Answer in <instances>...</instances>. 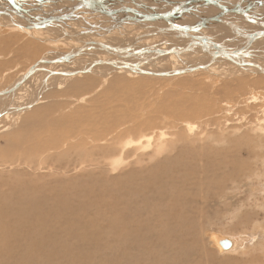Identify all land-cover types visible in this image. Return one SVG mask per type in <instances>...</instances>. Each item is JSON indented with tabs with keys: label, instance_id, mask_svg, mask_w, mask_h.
<instances>
[{
	"label": "bare ground",
	"instance_id": "6f19581e",
	"mask_svg": "<svg viewBox=\"0 0 264 264\" xmlns=\"http://www.w3.org/2000/svg\"><path fill=\"white\" fill-rule=\"evenodd\" d=\"M4 1L5 0H0V24L5 25V22H9L8 20L9 18L10 20L13 19L12 18L13 15L11 16V13H9V11H11L13 8L11 10H7V9L10 6H14L16 7V10H17L15 11L20 16V17L18 16V18H20L22 23L20 21H18L20 23L12 22L11 23L13 27L12 29L20 30L24 33H27L28 35L32 36L35 39H39V37H45V36L61 37V34L60 33L57 34L58 30L53 31L50 28H49L50 30H46V32L31 31V30L25 31L19 28V26H21L22 24L23 25L28 24L29 21H27V18L31 19V17L32 18L38 17L37 15H42V16L44 15L47 17V14L50 15V17L61 16V15L64 16V15L69 14L72 11V7L76 3L75 1H71V2L68 1V2L59 3L57 5L55 4L54 6H52L53 5L51 4L52 2L50 3V1L48 2L47 0H19V1L18 0H14V1L6 0L7 3H5ZM53 1H56V0H53ZM124 1L125 0L123 1L122 0H108L107 3L110 8L115 7L117 9V8L123 7L122 2ZM128 1L132 3L130 0ZM140 1L143 2L145 5L149 6V3L151 0H140ZM173 1L175 2L174 5L176 6H179V4H181V5H187L188 8L191 7L192 9L195 10V11L193 10L194 11L193 14H197V13L201 14L200 13L201 10L203 11L207 9L204 12L205 15L204 16L202 15L203 17H206V18L209 16L216 15L218 13V8H223L227 11L232 12L233 7L235 8L237 7L246 8L247 7L248 13L247 12L245 13L247 14L246 17L245 15L238 16L237 14H233L234 16H229V14L224 16V18H228L230 19V21H233V19H237V18L244 19V20L237 19L238 22H235L233 24L231 23V25L236 26V28L238 27L239 29H242L240 27L242 25L244 28H246V30L248 29V26H246L248 23L253 25V22H255L256 24L258 20L257 16L254 18L255 20H253V17H252L253 14L256 15L258 12H260V10L264 9V6H263L264 0H257L256 2L254 0H209L210 8H208V6H202L204 4L208 5L206 2H204V0H173ZM7 4L10 6L6 8L5 6ZM150 4L157 5V2L151 1ZM245 4L246 5L248 4V5L244 6ZM42 5H46V7L43 8L41 7ZM122 9H126V6H124ZM30 10L32 11L31 13H30ZM181 10L178 11L177 14L179 16H182L180 17L182 21L183 19H186V17L196 18L199 15L198 14L197 16L195 15L196 17H192L191 13L189 14V13H186L185 11L181 12ZM243 10L247 11L246 9H243ZM230 12H226V13H230ZM82 13L84 14L85 12H82ZM259 14L261 15V12ZM4 16H6V19L8 17V19L2 20L1 18H4ZM87 16L90 17L91 19H95V21L98 20V23L101 25L104 22H107L105 21L106 18H102L101 16H93L91 14H86V18L90 22V24L93 22L90 21ZM43 18L44 17L40 16L41 20ZM73 20L71 19V20H68V22L66 21L67 23L66 22L64 24L62 23L63 26L60 23L61 27L62 28L64 27L67 29L68 27L74 25L76 26L77 30L79 29V31H82L84 26H82L81 24H83L84 22L79 20L77 21V23H75L73 22ZM2 21L3 22L5 21V22L3 23ZM174 21H177L178 23H180L178 21V18H175ZM196 23L198 24L199 22L196 20V22L190 25L194 24L195 26L197 25ZM212 24L213 25L215 24L216 27L220 25L214 22V23L208 24L207 26L209 27ZM215 29L213 27V30ZM230 29L231 28H229V30ZM233 29L237 31L235 27H233ZM92 30L91 32H94ZM208 30H210V28H208ZM229 30H228V33H230ZM96 31H98V29H96ZM261 31H264V29H259V30L257 29V30H254L253 32H261ZM52 32H54L55 34H53ZM218 32L219 30H217V33ZM220 33H221V36L226 37L225 31L224 33H222V31ZM81 34L84 35L83 32H81ZM100 34L102 35L103 32L101 31ZM116 34L117 33H114L110 36H114ZM250 34H252V32L242 35L240 39L236 41L237 43L234 44L233 47L229 46L230 43L227 44L228 46L227 51H232L239 46L245 45L248 42L247 36ZM211 36H212V33H211ZM102 37L103 35L96 36L94 39L100 42H104L105 39L102 40L101 39ZM114 37H111V38H114ZM224 37L223 39H225ZM84 38L89 41L91 40L88 35L84 36ZM118 38H119V35L117 34L116 39ZM220 39L222 40V38ZM257 39L258 41L259 39L264 40V35H262L261 37ZM61 40H63L61 44L66 46V44H64V40L66 39L61 38ZM123 40L130 42V40H127L125 38H123L122 41ZM224 41L225 40L222 41L223 44H224ZM74 42L77 44L76 41ZM109 42H113L112 39H110ZM25 43L29 44V42L27 41ZM5 44H9V43L7 42ZM76 44L68 43L69 45L68 51L73 50L74 47L77 46ZM182 44H185V43L182 42ZM58 45L60 44H57L55 46H58ZM21 47L23 46L21 45ZM174 50H178V48H174ZM195 50L196 49H194V51L192 52L190 59L194 58L195 56H198V55H193L194 53H199L200 51H202L199 49L195 52ZM175 57L177 61L182 60L180 56H175ZM42 58L54 60V57L51 58V57L46 56ZM87 58H88L86 59L87 61H83V63H81L82 65L80 66L78 65L74 68L69 67V65L74 64L73 62L74 60L69 62V65L65 67H61L62 65L39 66L41 70L31 75V77H33L34 75L36 76L37 73L39 74L40 72H42L41 74L42 86L40 87L39 85V87L37 88L38 91L40 90L39 94L41 93V91L44 94L47 91H49L48 88H51L53 86V84L55 83L54 80L58 79L59 81H61L59 78H62L65 81V79L66 80L75 79L76 76L81 77L84 74H89L87 76H90V77L94 76L92 77L94 79L102 78V77L106 79L110 75L111 72H117V74L119 75L120 71H122L121 69H128V68H115L111 65H104V67H106L107 69L109 68V70H106L104 69V67H102L103 69L101 70L106 71V72H103V71L98 70L99 69L98 67H94L90 65L93 64V62H95L98 59L105 60L106 57H102V55L97 56V54L90 53V54H87ZM245 58L248 59V56H246ZM12 59H15V58H12ZM38 61H36L35 63H37ZM77 61H78V58H77ZM131 63H135L139 65L140 60H138V62H131ZM173 63H176V62L173 61ZM246 63L249 64L248 62ZM165 64H167L165 60L160 62V65H165ZM181 66L187 67L186 64L185 65L181 64ZM258 66L260 65L258 64ZM154 67L147 68V70L150 72H154V73L162 71L161 68L158 69L157 65H155ZM51 68L53 70H51ZM46 70L55 71L56 73L76 72V74H73L72 76L48 75L47 72H44ZM126 72L128 73V70ZM132 72H134L137 75L142 74L135 70H133ZM188 72L193 73L196 71H188ZM95 74H97L100 77H97ZM22 75L24 74H21L19 76L21 78L15 81L12 84V86L10 85L11 87L9 86L8 88H5V90L3 91L4 95H2L3 93L0 95V107L1 106L6 107V109L3 111V116L2 115L0 116V124H2L1 122L3 120L9 117L12 120H15L17 117L21 116V114L24 113L22 111H28L33 106L35 107L37 102L41 100L39 94L35 96V93H36L35 92V93H32V96L29 100L25 99V102L22 104V106L27 104V102H30V105L29 106L25 105V107L22 110L20 106H16L19 102L14 104L11 107L7 106L8 104L7 105L3 104V99L7 95L12 94V92L20 91L21 93L23 90L21 88H23V86L28 85L29 79L26 82H24L19 88L11 91L12 87L15 86L17 82L22 80ZM115 76H116L117 81L116 80L113 81L114 82L113 87L112 85H109V88H115V90H117L118 93H120V91L121 93L122 92L127 93L128 91L133 92L132 90H134L136 91V94H137L140 90L138 88H141L142 87L141 85L143 86L145 85L144 83L137 82V84L139 85L138 88L129 89V85L131 84H128L127 83L128 81L126 79L118 77L117 75ZM151 76H155L156 78L159 77L155 74H152ZM90 77H87L83 81L73 83L69 89L77 90V91L86 90L88 85L91 83V80H93ZM260 80L262 81L263 78H260ZM29 81L32 82V80H29ZM242 84H245L244 81H238V83L234 85L235 88L237 89L236 91L240 92L243 89ZM61 86H62V83H61ZM224 89L225 88L223 87V90ZM77 91H74V92H77ZM251 92H250V97L249 98L246 97L247 101L255 99L251 97ZM66 94L70 95V91L68 93L65 92L63 96H65ZM241 97H243V95L239 96V98ZM118 98H119L118 95L116 96L109 95L108 99L106 97L100 98L99 101L97 99H93V101L90 102L91 107L95 108V110L93 111L83 110L81 109L82 106L80 105L75 106L77 103H63L62 101L57 102V100H52L51 104L42 105V106L38 105L34 109H31L32 111L27 113L22 119H20V121L18 122V125L15 126L16 128L10 133L2 134L6 131H10V128L8 126L0 127L1 128L0 133L2 134L0 137V140L5 141V145L2 147L3 149L2 151H0V155L1 154L6 155L5 158L10 157L9 161L0 160V166L8 165L12 167L13 165H15L14 167L16 168H20L19 165H21V167H25L26 164L30 166L34 162L33 157H37L42 154H45L47 151L48 152L58 151V149L66 148V151H68V153L66 152L67 154L65 153L62 156H57L51 162L52 164L56 165V167L53 168V171L54 172H56L57 170L60 171V169L57 168V165H61V169L63 171L75 172L76 174V177L72 179L73 180L72 185H67L66 180H60V181L51 180L49 182L48 181L43 182L45 184H43L44 186H41V184L38 181H31L28 179H21L22 180L21 183L18 184L19 187L3 189L6 187L7 183L0 184V188H1L0 189V243L2 244L5 243V245H0V248L2 249V251H3V248H11L13 246H16L19 248V250H22L21 252L24 254L23 257H25V259H29L30 257H32L33 252L29 251L27 248L30 249L31 246H37V249L40 248V252L36 251L34 254H37L39 252V255L42 254V256H44V259L41 261L42 264H55L57 262L64 263L66 261H67V264H76L77 262H82L88 259L87 258L88 256L86 257V256H81V255L79 256V259L67 258L68 256L76 255V253L79 252L78 251L79 249H77L78 247L88 246V248L95 249V248L102 247L105 243L107 245V241L109 240L114 242V245H117L118 246L117 248H120V249L124 248L127 245H131V246L135 245V247H142V243H145V242H142V240H148V242L156 241L155 239L153 240L149 238L150 236H147L151 228H154L155 232L157 233L155 237L157 238L159 243L166 248L167 252L170 255L169 259L172 260L173 263L181 264V263H186L187 260L189 259L192 260L191 258L188 259L189 254H192V255L195 254L197 256V252L195 253V249H197V247L195 246L192 247V245L189 243L193 241V239H191L190 236L194 234V229L198 225L197 223H199V221L197 220L198 218L197 214L201 213V210L203 208L202 205L204 203L213 201L214 196H215L213 192L216 190V188L214 187L215 184L217 183L221 184L220 180H224V182L226 183L227 179L228 180L235 179L236 182L242 183L245 181L244 180L245 178L243 179V181L241 180V177H244L243 176L244 170L234 166L233 168H224L225 171L222 170L223 171L222 174H224V176L222 175V177L211 176L210 173L214 172L213 171L214 167L219 166V163L215 162L214 159L212 158L214 154L209 156L207 155L208 153L199 151L198 148L193 147L191 142L187 144L189 146H180L179 142L185 140V144H186V140H188L187 139L188 136L192 135V130L190 126L193 124H189L190 125L189 126L188 121H182V122L177 121L176 127L181 126L179 130L178 128H176L175 130L177 131L175 133H172L171 135H169L168 133L165 134V131H162L163 138L159 139L153 146V148H155L156 151H159L161 148L165 147V140H166V138L164 139L165 136L167 135L177 136L178 137L177 141H175L170 146V148H177L173 155L165 157L162 161L160 160L159 162H154V166H151L149 168L150 170L147 172H144V173L136 172L132 175H128V176L136 175L137 178L135 179L139 183H136L132 177L127 178L128 176L122 179V181L113 183L110 180L115 177L113 176L114 174L113 175L110 174L112 175V177H109L107 175V172L109 173L115 172L116 167L120 165L121 163L123 164L122 161L125 159V155H128V153L126 154V152H125V155L123 154L124 153L123 150L126 148H121L120 154L117 158L107 161L108 163H102L101 160H104L105 158L104 156L109 155V154L112 155L115 153L116 148L115 147L111 148L114 145L113 142H110L105 148H101V146H98V145H96L93 148H75V147H79L82 145L80 141H83L84 146L88 143L89 140L97 142L99 140V137L97 136L98 132L101 130H108L109 128H111L110 126L113 120L112 116L115 115V112L113 111V109H111V106L113 102L117 100ZM205 100L206 99L204 100L200 99L199 101L193 102L189 100V97L188 98L181 97V99L177 100L175 103H172L171 107L169 108L164 107L162 103L161 104L159 103L157 108L161 110L158 113L164 117H166L170 113H172V115H176L179 113L184 116L196 117L197 116L196 113L199 114L201 111H209L210 106L207 105ZM235 103H237V105L245 104L243 99L241 100L238 99V101ZM73 105L75 106L74 108H72ZM119 106H122V105L120 104ZM181 106H182V110H181ZM71 108H72L71 111L66 112V109H71ZM233 110H234V107H233ZM115 111H116L115 118H125L126 120H130L129 116L125 114L124 112L119 110V113H118L117 110ZM240 115L243 116L242 114ZM223 117L225 118V116ZM146 124H148V122H146ZM249 124H252V121H247L245 126H242V124L241 126L237 125V128L242 127L245 129L247 125ZM169 125L171 124L168 123V124L158 125V127H165L164 129H166ZM223 127L222 128L220 127V128L223 129ZM203 128H205V126H203L202 129ZM252 128L253 126L250 127V130ZM128 130L132 131L133 129L128 128ZM248 132L245 130V133H248ZM82 133H85V137L82 136ZM74 134H75V139H76V142L73 143L74 145H71L70 146L71 148L65 147L64 143L66 142V140H68ZM151 137H152L151 135L145 136L144 138L146 141L144 144L136 143L134 145V143H132L131 148H145V150L148 149L151 146L150 144ZM80 139H83V140H80ZM0 146H1V143H0ZM236 146L232 147L234 151L233 160L239 161L241 154H242V150L246 152V155L254 156L253 152L252 153L247 152L249 151V149L245 150L244 148H242L240 150ZM178 149L183 150L184 153L179 152ZM78 150H81V151H78ZM197 161H201L202 165L199 164V166H197L196 164ZM222 162L221 164H223ZM91 167H93L94 170H96L95 168L105 167L107 171H104V169L100 170L99 173L97 172L99 176L95 175L96 177L95 176L92 177V175L90 174L79 175L80 172L86 171L87 168H91ZM28 169H31V168H28ZM29 171L32 173V170H29ZM103 172H104V176H102ZM128 172H126L125 175H127ZM106 181L110 182L111 185L104 186ZM232 182H235V181L233 180ZM108 199L112 200L111 204L107 202ZM84 203L86 204L84 205ZM106 203L109 207L108 208L106 206L108 208L107 211L110 209V212H111V216L108 218H106L104 216L105 214L103 215V212H101V210L105 207ZM74 204H76L75 207H73ZM200 204L202 205L200 206ZM79 209L82 214L77 213ZM105 211L106 210H104V212ZM104 224H106L105 225L106 229L103 228ZM91 227H95V229L97 230L96 232H98L99 234H96V233L92 234L93 230L89 229ZM23 231L26 232V235L21 237L20 233ZM102 233L105 234V236ZM139 233L142 234L143 236L141 235L138 238ZM198 234L200 235V233ZM199 235H197L196 239L198 238ZM201 235H202V232H201ZM12 238H14L15 240L8 243V241H10ZM228 241L229 240L221 241L220 251L229 249L230 242ZM91 243L93 244V246L90 245ZM47 245L52 247L51 251H45L43 249V247ZM152 247L153 246L151 245H147L143 247L147 254V259L149 260L147 261V264H157L160 259V257L158 256V253L149 252V249L152 250ZM201 247L203 249L202 244H201ZM17 250L15 251L17 252ZM58 250H59V253L57 252ZM9 252L13 253L11 250H9ZM12 257H14V254H12L11 258ZM162 257H164L167 260L166 256H162ZM197 258L202 259L199 256ZM53 261H56V262H53ZM35 262H37L35 259L30 258L28 261H25L23 263L33 264ZM134 263L137 264L138 262H134ZM169 264H172V263H169ZM203 264H207V263L203 262Z\"/></svg>",
	"mask_w": 264,
	"mask_h": 264
},
{
	"label": "rangeland",
	"instance_id": "374dc122",
	"mask_svg": "<svg viewBox=\"0 0 264 264\" xmlns=\"http://www.w3.org/2000/svg\"><path fill=\"white\" fill-rule=\"evenodd\" d=\"M254 1L256 2L257 0H254ZM4 2L7 3L6 0ZM124 2H122V6H126V8H129V9L136 8V5L130 3L129 1L123 4ZM150 3H149V6H156ZM7 5L5 6L6 8L10 6V5L8 6ZM247 5L245 4L244 6H247ZM202 6H206V4ZM9 8L7 10H11L13 8L12 9L13 11L11 10L12 12L9 11V13H11V16L13 15L12 18L14 20L11 18L12 21L13 22L20 21L22 23L20 18H18L19 15L16 12L17 11L16 7L10 6ZM243 9L247 10L248 8L243 7ZM206 10H203V11L201 10L200 11L201 14L199 13L194 14L192 17H196L198 14H199L198 17H201L202 15L204 16L205 15L204 12ZM246 12L248 13V10L247 11L244 10L245 17L247 15L245 14ZM260 12L262 16L259 14ZM260 12H258L256 15L253 14L252 16L253 20H255L254 18L256 16L258 20L256 24L255 22H253V25L248 23L246 25L248 26L247 30L242 25L240 26L242 29H239L238 27L236 28V26H234L235 29H237V31L234 29H230L232 30L230 31L229 30L230 27L225 24H223L225 27L222 24H220L222 26L218 25L219 27L218 26L216 27L215 24L214 25L212 24L209 27L207 26L208 28H210V30L204 27L201 33H205L207 35L210 33L209 34L210 36L212 33L211 37L209 35L208 36L206 35V36L209 39H211V41L215 42V44L216 43L223 44L222 41L225 40L224 48L228 49L227 42H226L227 39H230L231 37H233L231 38L232 41L229 45L233 47L234 44L237 43L236 41H238L242 35L251 33L257 29L258 30L264 29V25H263L264 24V20H263L264 19V9L260 10ZM14 14L17 16H15ZM196 18L186 17V19H183V21L179 18L178 21L180 23L184 22L190 25L196 22L197 20ZM1 19L7 20L6 16H4V18H1ZM237 19L241 20L242 18L241 19L237 18ZM237 19H233L231 23L233 24L235 22H238ZM96 21L98 22V20ZM65 22H66L65 20L63 21L61 20L59 24L60 23L64 24ZM59 24H57V26ZM71 27L76 28V26L73 25V26L68 27L67 29L65 28V30H67L70 33H75V32L79 33L80 35L77 34V39H80L81 41L86 40L84 38V35L81 34V32L89 33L92 30L90 27H87L85 25L82 31H79V29L75 31L69 30V29H72ZM126 27H124L125 30L120 29V31L124 30V32H126L127 30H131V28L129 27L126 28ZM213 27L214 29L215 28L216 29L213 30ZM12 28L13 27L11 25V22H5V25L0 24V91L1 92L4 91L5 88H8L10 85L12 86V84L15 81L21 78L19 76L21 74H24L26 70L29 68V66L33 65L36 61L40 60L42 57L48 56L51 58L54 57L55 59L57 55H60V54L63 55L69 52L68 43L76 44L74 42L75 40L69 39L70 40L69 41L68 38H64L66 39L64 40V44H66V46L60 44L59 47L57 46L54 47L52 43L46 42L44 40L46 37L54 38L52 36L39 37V39H35L32 36L28 35L27 33H24L20 30H13ZM221 29H223L226 32L225 34L226 37L229 35V38L221 36L220 32L222 31V33H224V31ZM217 30H219L218 33H217ZM228 30L230 33H228ZM114 33H119V32L115 31L112 34ZM57 34H59V31ZM102 35L100 34L98 36H102ZM130 35L132 34H129V36ZM217 35H219L220 38H222V40ZM88 36L91 39L90 41H95V42L100 43V41H97L94 39L97 35L91 34ZM114 36L117 38V34ZM114 36H110V39H112V41L116 40ZM111 37H114V38H111ZM223 37L225 39H223ZM168 38L171 39V41H174V39H176L174 36H172V38L171 37H167V39L165 38L164 42L167 44L169 41ZM101 39L104 40L105 38L102 37ZM262 39H259V41L256 40L255 42L257 44L254 43L253 45L249 47V49L252 52V56L249 55L248 59L247 58L245 59L243 58V60L235 59L236 63H238L240 66L234 65L224 59H216L215 62H213V59H212L213 63L206 66V68L203 70H197L196 72H193V73L186 71L178 75L175 74V76L173 75L168 76V77L159 76L160 78L159 77L156 78L155 76H151L152 74L137 75L134 72H132L133 70L121 69L122 71H120L119 75L117 74V72H111L110 75L106 79L104 77H102L103 79L96 78V76L100 77L97 74H95L96 79L92 78L94 76H91V77L87 76L89 74H84L81 77L76 76L75 79H69V80L65 79V81L62 78H59L62 82L59 81L58 79L54 80L55 83L53 84L51 88H48L49 91L46 92L47 94L46 93L44 94L42 91L39 94L40 90L38 91L37 88L39 87V85L40 87L42 86L41 84L42 83L41 82L42 72H40L39 74L37 73L36 76L34 75L33 76L34 78L33 77L29 78V80H32V82L28 80V85L23 86V88H21L23 89L21 93L19 91V92H12V94L7 95L5 97L6 99L5 98L3 99V104L5 105L8 104L7 106L11 107L14 104L19 102L20 104L18 103L16 106H20L22 110L25 107V105H28V106L30 105V102H27V104L22 106V104L25 102V99L29 100L32 96V93L36 92L35 96L39 94L41 100L37 102L35 107H37L38 105L42 106V105L51 104L52 100H57V102L62 101L63 103H77L75 106L80 105L82 106L81 109L83 110L93 111L95 110V108L91 107L90 105V102H92L93 99H97L99 101V99L102 97H106L108 99L109 95H114V96L118 95L119 98L115 100L113 104L111 103L112 104L111 109H113V111L115 112V115H116L115 110H117L118 113H119V110L124 112L125 114L129 116L130 120H126L125 118H115V115H114L112 116L113 120L110 126L111 128H109L108 130H101L98 132L97 136L99 137V140L97 142L89 140L88 143L84 146L83 141H80L82 145L79 147H75V148H93L96 145H98V146H101V148H105L110 142H113L114 145L111 148H114V147L116 148L115 153L112 155L109 154V155L104 156L105 157L104 160H101L102 163H108L107 161L117 158L120 154L121 148H126L123 150L124 151L123 154L125 155V152H126V154L128 153V155H125V159L122 161L123 164L121 163L120 165H118L115 169V172H110V173L107 172V175L109 177H112V175L114 174L113 176L115 177L110 180L113 183L122 181V179L126 178V176L132 175L136 172L138 173L147 172L150 170L149 168L151 166H154V162H159L160 160L162 161L165 157H168L174 154L177 148H170V146L175 141H177L178 139L177 136L167 135L164 137V139L166 138L165 147L161 148L159 151H156V149L153 148L154 144L159 139L163 138L162 131H165V134L168 133L169 135H171L172 133H175L177 131L175 129L178 128L179 130V128L181 127V126L176 127L177 121H180V122L188 121V125L195 124L194 127L193 125L191 126L189 125L192 130V135L188 136L187 138L188 140H186V144H185V140L179 142L180 146H189L187 144L191 142L193 147L198 148L199 151L206 152L208 153L207 155L209 156L214 154L212 158L214 159L215 162L219 163V166L214 167L213 169L214 172L210 173L211 176L222 177V175L224 176V174H222V172L225 171L224 168H233L234 166H236L244 170L243 171L244 177H241V180L243 181V179L245 178L244 179L245 181L242 183H239V182H236L235 179H233L235 182H232L233 180L227 179L226 183L224 182V180H220L221 184L217 183L214 185V187L217 190L213 192L215 195L214 199L213 201L206 202L203 205L200 204V206L202 205L203 208L201 210V213L197 214L198 215L197 220L199 221V223H197L198 225L194 229V234L190 236V238L193 239V241L189 243L192 245V247L194 246L197 247V249H195V253L197 252V256L195 254L194 255L189 254L188 259L191 258L192 260L189 259L187 260L186 263H181V264H193V263L203 264V262L207 264H264V154H263L264 153V74L258 72L259 70H257V69L264 70V40ZM26 41L29 42V44L25 43ZM123 41H122L123 43L125 42L129 43L125 40ZM7 42L9 44H5ZM104 42H101V43H104ZM150 42L151 41H148V43ZM182 42H183V39H179L178 41H175L172 45L164 46V47L170 48L175 45L178 47H183L184 45L182 44ZM21 45L23 47H21ZM196 51L197 50H195V52ZM203 51H200V52H203ZM88 52L92 54L93 53L97 54V56H101L98 54V51H93V52L88 51ZM203 53L204 54L202 55H199L198 53H194L193 55H198V56H195L192 59H190L191 55L187 54L183 57L181 56L182 60H178V61L176 60V57L173 55L164 56L160 58L159 60H155V61L151 60V63L150 62L146 63L147 66L145 67L142 66V68L143 70H147V68H152L155 66V64H157L158 69L161 68L162 70L161 72H174V71L181 69L182 67L186 68L185 66H181V64L182 65L186 64V66L189 68L194 67L193 65L202 66V65H205L204 62L207 63L209 61L208 53L205 51ZM205 55L208 57L204 58ZM102 57H105V56H102ZM12 58H15V59H12ZM83 59L82 57L78 58V61L80 60L79 62L76 59L73 61L74 64L69 65V63H66V64H62L61 67H65L69 65V67L74 68L78 65L80 66L82 65L81 63H83V61H87L86 60L88 59L87 55L83 56ZM164 60L166 61L167 64L160 65V62ZM173 61H175L176 63H173ZM246 61H248L250 65L247 64ZM136 62H138V60ZM244 63H246V65L242 66V64ZM258 64L260 66H258ZM94 67H98L99 68V69L97 68L98 70L106 72L105 70H101L103 69L102 67H104V65L103 66L94 65ZM104 69L109 70V68L107 69L106 67H104ZM51 70L53 69L51 68ZM127 70H128V73L126 72ZM115 75L123 79H126L128 81L127 83L131 84L129 85V89L138 88L139 85L137 84V82L144 83L145 85L144 86L141 85L142 87L138 88L140 90L137 94H136V91L134 90H132L133 92L128 91L127 93L126 92L121 93L120 91V93H118L117 90H115V88H109V85H112V87L114 85L113 81L116 80ZM87 77H90L93 80H91V83L88 85L86 90L77 91V90L69 89L73 83L83 81ZM259 77L263 78V80L261 81ZM238 81H244L245 83V84H242L243 89L240 92L236 91L237 89L234 86L236 83H238ZM61 83H62V86H61ZM223 87L225 88L224 89L225 91L223 90ZM69 91H70V95L66 94L68 97L66 95L63 96L65 92L68 93ZM74 91H77V92H74ZM250 92H251V97L255 99L247 101L246 97L247 98L250 97ZM2 95H4V93ZM240 95H243V97L239 98ZM23 96H25L26 98ZM181 97H184V98L189 97V100L193 102L199 101L200 99H203V100L206 99L205 101L207 105L210 106L209 111H201L199 114L196 113L197 115L196 117L184 116L179 113L176 115H172V113H170L169 115L164 117L158 113L161 110L157 108L159 103L160 104L162 103L164 107L169 108L171 107L172 103H175L177 100L181 99ZM238 99L239 100L243 99L245 104L237 105V103L235 102H237ZM120 104L122 106H119ZM75 106L73 105L72 108H74ZM35 107L33 106L31 109H34ZM233 107H234V110H233ZM72 108L66 109V112L71 111ZM5 109H6L5 106L0 107V114L2 116H3V111ZM31 109H29L28 111H22L24 113L21 114V116L17 117L15 120H12L10 117L3 120L4 122L3 121L1 122L2 124H0V127L8 126L10 128V131H6L2 134H8L11 131H13L16 128L15 126L18 125V122L20 121V119H22L27 113L31 112L32 111ZM181 110H182V106H181ZM240 114H242L243 116H241ZM223 116H225V118ZM247 121H252V124L247 125L245 129L242 127H241L242 129L237 128V125L241 126L242 124V126H245ZM146 122H148V124H146ZM168 123L171 124L166 128L168 130L164 129L165 127H158V125H163V124H168ZM202 125L205 126V128L202 129L203 127ZM252 126L253 128L250 130V127ZM220 127L221 128L223 127V129H221ZM128 128H132L133 130L129 131ZM245 130L247 132L249 131L250 133L249 132L245 133ZM2 134L0 133V137ZM148 135L152 136L151 143H150L151 146L148 149L145 150V148H131L132 143H134V145L136 143L144 144L146 141L144 137ZM82 136L85 137V133H82ZM80 140H83V139H80ZM74 142H76L75 134L72 135L68 140H66V142L64 143V146L67 148H71L70 146L74 145L73 144ZM0 143H1L0 151H2L3 149L2 147L5 145V141L0 140ZM235 146L239 148L240 150L242 148H244L245 150L249 149V151L247 152L249 153L253 152L254 156L246 155V152L242 150V154H241L239 161L233 160L234 151L232 147H235ZM78 151H81V150H78ZM66 152L68 153V151H66V148H63V149L61 148V149H58V151H49V152L47 151L45 154H42L37 157H33L34 162L30 165L32 167H30L27 164L25 167H21V165H19L20 168L14 167L15 165H13L12 167L8 165L0 166V184L7 183L6 187L3 189L19 187L18 184L21 183L22 181L21 179H28L31 181H38L41 184V186H44L43 184L45 183L43 182H47V181L49 182L51 180L53 181L66 180L67 185H72L73 184L72 179L76 177L75 172H65L61 169V165H57V168H59L60 171L57 170L56 172H54L53 168L56 167V165L51 163L54 158H56L57 156H62ZM179 152L184 153L183 150L181 149L179 150ZM5 157L6 155L1 154L0 160H6V161L10 160V157L8 158H5ZM221 159L223 160V162ZM221 162L223 164H221ZM196 164L197 166H199V164L202 165V162L197 161ZM220 164L221 166L223 165L222 168ZM28 168H31V169H28ZM95 169L96 170H94L93 167L87 168L86 171L80 172L79 175L90 174L93 177L95 175L99 176L98 173L100 170L104 169V171H107L105 167L95 168ZM29 170H32V173ZM126 172H128L127 175H125ZM102 176H104V172ZM130 177H132L136 183H139L135 179L137 178L136 175L128 176L127 178H130ZM110 185L111 183L106 181L104 186H110ZM107 202L111 204L112 200L108 199ZM85 204L86 203H84V205ZM75 206L76 204H74L73 207ZM106 206L108 207L107 203L105 207L101 210V212H103V215L105 214L104 216L108 218L111 216V212H110V209L107 211L109 207L107 208ZM104 210L106 211L104 212ZM77 213L82 214L80 209L77 211ZM105 225L106 224L103 225V228L106 229ZM89 229L93 230L92 234H95V233L99 234L98 232H96L97 230L95 229V227H91ZM23 232L20 233L21 237L26 235V232L25 231ZM201 232H202V235H201ZM198 233H200L201 236ZM156 234L157 233L155 232L154 228H151L147 236H150L149 238L153 240L155 239L156 241L148 242V240H142V242H145V243H142V247H135V245L134 246L127 245L124 248L120 249V248H117L118 247L117 245H114V242L109 240L107 241V245L105 243L102 247L95 248V249L88 248V246L78 247L77 249H79L78 250L79 252L76 253V255L68 256L67 258L79 259L80 255L86 256V257L88 256L87 260H84L82 262H77L76 264H136L134 262H138L137 264H147V261L149 260L147 259V254L143 247L147 245H151L153 247H152V250L149 249V252H156L158 253V256L160 257L157 264H169V263L175 264L172 262V260L169 259L170 255L167 252L166 248L163 245H161L159 241L157 240V238L155 237ZM103 235L105 236V234ZM141 235L142 234L139 233L138 238ZM197 235H199L200 237L198 236V238L196 239ZM13 240L15 239L12 238L10 241H8V243ZM223 240H229L228 242H230V247L228 250L220 251V248H221L220 244H221V241ZM201 244L203 246V249L201 247ZM0 245H5V243L4 244L0 243ZM90 245L93 246L92 243ZM27 249L33 252L32 257L30 258H33L37 261L33 264H42L41 261L44 259V256H42V254L39 255L40 248L37 249V246H31L30 249L29 248ZM43 249L45 251H51L52 247L47 245V246H44ZM9 250H11L13 253L9 252ZM15 250H17V252ZM21 251L22 250H19V248L16 246H13L11 248H3V251L0 248V264H24L23 262L28 261L30 258L25 259V257H23L24 254ZM36 251H39V252L37 254H34ZM57 252L59 253V250ZM12 254H14V257L11 258ZM162 256H166L167 260ZM198 256L202 259L197 258ZM247 260H249L250 262ZM53 262H56V261H53ZM55 264H67V261L64 263L57 262Z\"/></svg>",
	"mask_w": 264,
	"mask_h": 264
},
{
	"label": "water",
	"instance_id": "95a60500",
	"mask_svg": "<svg viewBox=\"0 0 264 264\" xmlns=\"http://www.w3.org/2000/svg\"><path fill=\"white\" fill-rule=\"evenodd\" d=\"M14 1V0H10ZM50 1L52 6L55 4L63 3V2H71L75 1L76 3L72 7V11L67 15H61V16H55L50 17V15H47L45 19L39 20L37 17H31V19L27 18L28 24L27 25H21L19 28L25 30V31H41L48 28H53L59 31L61 34V37H54V38H45L44 40L46 42L52 43L54 47L57 44H61L63 40L61 38H68L71 40H75L77 42V46L74 47L73 50H70L68 53L64 55H57L56 58L53 59H40L37 63L30 66V68L24 73L22 76V80L17 82L15 86L12 87L11 91L16 90L19 88L24 82H26L33 73L40 71L41 68L39 66H57L69 63L77 58H81L83 56H86L94 49V51H98L99 55L107 57V59H98L90 66L94 65H111L115 68H128L131 70H135L142 74H155L157 76L161 77H168L169 75H178L182 72L186 71H197V70H203L206 68V66L210 65L211 63L215 62L216 59H224L229 61L230 63L240 66L238 63H236L235 59H245L246 56H252V52L249 49L253 43L258 40L257 38L264 35V31L261 32H252V34L248 35V42L245 45L239 46L236 49L232 51H227V49L224 48V44L222 43H216L211 41L204 33H201L204 27H207L210 23H218V24H225L229 26L231 29H233V25H231V21L228 18H224L227 14L229 16H234L233 14L237 15H244L243 8H235L233 7L232 12L227 11L223 8H218V13L213 16H209L207 18L204 17H197V21L199 22L197 25H188L184 22L178 23L177 21H174L175 18H180L177 14L178 11L181 10L185 11L186 13H191L193 16V12L195 11L191 7L188 8L187 5H181L179 6L174 5L175 2L173 0H151L153 2H157L156 6H148L145 5L140 0H130L134 5H136V8L134 9H122L121 8H110L107 1L108 0H47ZM126 0L125 2H127ZM55 2V3H53ZM124 2V4H125ZM208 5V8H210L209 0H204ZM49 5V4H47ZM41 7L45 8L46 5H42ZM194 10V11H193ZM32 11L30 10V13ZM79 12V13H78ZM82 12H85L86 14H91L93 16H101L102 18H106L105 21L108 22V25L106 26L105 22L101 25L98 22L95 21V19L92 21L93 23L90 24V22L85 18ZM230 12V13H226ZM24 19V18H23ZM68 21L71 19H80L84 22V25L87 27H90L93 29L94 32L84 33V36L86 35H100L99 33L103 32V38H105L104 43H99L95 41H89V40H78L77 34L79 33H70L65 28H62L59 24L61 20ZM88 19H91L88 17ZM25 20V19H24ZM9 22H13L9 19ZM57 24H59L57 26ZM129 27L131 30L129 31H122L124 34H132L130 36H125V39L130 40V42L124 46L126 43H115L109 42L110 34L113 32H120V29H124V27ZM64 29V30H63ZM98 29V31H96ZM100 30V31H99ZM174 36L176 39L174 41H171L169 39L168 44L164 42V39L167 37ZM179 39H183V47L178 48V46L173 47H164V46H170L175 41H178ZM152 41L151 44H147V41ZM227 44L231 43V39L226 40ZM59 47V45L57 46ZM96 48V49H95ZM174 48H178V50H174ZM196 50H204L209 55V61L207 63H204L205 65L197 66L194 65V67L189 68H181L174 72H150L148 70H143L142 66H147L146 63L150 62L151 60H159L160 58L164 56H185L187 54L191 55L192 52ZM199 55L204 54L203 52H199ZM147 56V57H145ZM108 57L110 58L108 60ZM140 60V64L131 63V61H125L126 59H136L138 58ZM181 57V58H182ZM119 58V59H118ZM124 58V59H123ZM205 58L207 56L205 55ZM213 59V62H212ZM248 62V61H246ZM157 65V64H155ZM246 65V63L242 64ZM258 72L264 74V70L257 69ZM44 72H47L48 75H67L72 76L73 74H76V72L72 73H56L55 71L46 70ZM84 72V71H82ZM86 72V71H85ZM3 93V91L0 93V95ZM1 115V114H0Z\"/></svg>",
	"mask_w": 264,
	"mask_h": 264
},
{
	"label": "crops",
	"instance_id": "0c3cea01",
	"mask_svg": "<svg viewBox=\"0 0 264 264\" xmlns=\"http://www.w3.org/2000/svg\"><path fill=\"white\" fill-rule=\"evenodd\" d=\"M158 1H159V0H158ZM114 8H115V7H114ZM47 15H48V14H47ZM83 15L86 17L85 14H83ZM37 16L39 17V18L37 17L39 20H41V19H40V16H41V17H44L43 19L46 18V16H44V15H43V16H42V15H37ZM87 17H88V16H87ZM79 20H80V19H78V20L76 19V20H73V22L77 23V21H79ZM89 20H90V21H93L94 19H89ZM105 24H106V26H107V25H108V22H105ZM81 25L84 26L83 24H81ZM71 28H72V27H71ZM50 29L53 30V31H57V30H55V29H53V28H50ZM50 29L48 28V29L41 30V31L46 32V30H50ZM69 30H72V31L74 30V31H75V30H77V29H76V28H72V29H69ZM120 32H121V33H117V34L119 35V38L115 40V43H120V41H121L123 38H125V36H129V35L125 34V33L123 34L122 31H120ZM52 33L55 34L54 32H52ZM120 35H122V36H120ZM226 38H229V35H228ZM146 43L148 44V41H147ZM151 43H152V42H151ZM151 43H149V44H151ZM127 44H128V43H125L124 46L127 45ZM178 48H180V47H178ZM91 52H93V50H91ZM145 57H147V56H145ZM138 59H139V57L136 58V59H126L125 61H128V62H129V61H131V62H136Z\"/></svg>",
	"mask_w": 264,
	"mask_h": 264
}]
</instances>
